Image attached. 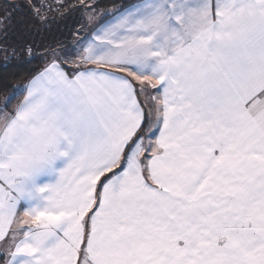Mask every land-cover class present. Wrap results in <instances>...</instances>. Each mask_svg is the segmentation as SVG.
Here are the masks:
<instances>
[{"label":"snow or ice","instance_id":"snow-or-ice-1","mask_svg":"<svg viewBox=\"0 0 264 264\" xmlns=\"http://www.w3.org/2000/svg\"><path fill=\"white\" fill-rule=\"evenodd\" d=\"M3 8L0 264H264V0Z\"/></svg>","mask_w":264,"mask_h":264},{"label":"trees","instance_id":"trees-1","mask_svg":"<svg viewBox=\"0 0 264 264\" xmlns=\"http://www.w3.org/2000/svg\"><path fill=\"white\" fill-rule=\"evenodd\" d=\"M8 2H16V0H8ZM130 0H101V4L105 9H114V8H119L120 6L129 3ZM5 4V0H0V16L4 14V8L3 5ZM14 21H20L19 16L14 15ZM23 23L26 25L28 23L27 20L23 21ZM19 31V24L18 23H13L11 25L9 35H12ZM57 36H59V33H56ZM46 39H51V37L45 36ZM67 42H71V38H68ZM17 71H20L18 69L12 68L9 69L8 71H5L3 67V58L0 57V98H2L3 95V86L5 84H19L23 82V79L26 77H21L18 78L16 73Z\"/></svg>","mask_w":264,"mask_h":264},{"label":"crops","instance_id":"crops-1","mask_svg":"<svg viewBox=\"0 0 264 264\" xmlns=\"http://www.w3.org/2000/svg\"><path fill=\"white\" fill-rule=\"evenodd\" d=\"M115 9H116V8H114V9H110V10H113V11H114Z\"/></svg>","mask_w":264,"mask_h":264}]
</instances>
